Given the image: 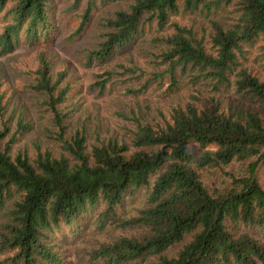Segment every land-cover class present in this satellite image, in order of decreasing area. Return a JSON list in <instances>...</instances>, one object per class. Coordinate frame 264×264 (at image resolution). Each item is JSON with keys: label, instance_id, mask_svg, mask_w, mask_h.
Segmentation results:
<instances>
[{"label": "trees", "instance_id": "1", "mask_svg": "<svg viewBox=\"0 0 264 264\" xmlns=\"http://www.w3.org/2000/svg\"><path fill=\"white\" fill-rule=\"evenodd\" d=\"M55 1L0 0V55L51 47L59 33ZM122 1L85 0L73 37L93 12ZM82 2L73 0L72 10ZM180 15L197 16L201 27L172 22ZM100 25L102 40L85 56L86 67L106 65L146 26L156 27L163 34L152 42L164 68L155 79H169L171 95L183 84L192 90L168 115L156 109L151 121L134 111L120 114L134 124L126 136L97 132L91 142L86 127L67 134L71 112L60 109L70 93L67 72L55 76L53 56L40 52L29 87L46 96L59 151L14 155L15 136L6 142L10 129H0V208L8 206L0 264H64L56 233L75 230L95 213L104 229L143 188L145 206L117 223L137 233L101 243L93 262L264 264V187L257 175L264 166V75L249 65L254 50V61L264 60V0H132ZM109 79L97 82L100 89ZM27 127L19 122V133Z\"/></svg>", "mask_w": 264, "mask_h": 264}, {"label": "rangeland", "instance_id": "2", "mask_svg": "<svg viewBox=\"0 0 264 264\" xmlns=\"http://www.w3.org/2000/svg\"><path fill=\"white\" fill-rule=\"evenodd\" d=\"M130 1L132 0H123L115 5L100 7L92 13L91 22L77 37H73V34L81 24L85 0L74 10L71 8L73 0L55 1L53 18L59 33L51 47L23 46L10 55H0V129L4 126L10 129L6 142L15 136L16 142L12 146L14 155L22 152L34 156L38 147L59 151L53 139L57 129L53 126L48 107L43 103L46 96L32 91L29 87L34 83V72L38 68L37 58L42 51L53 56L55 76L57 73L67 72L64 82L70 85V93L66 103L60 107L63 112H71L65 123L68 126L67 134L71 135L86 127L91 142L97 132L108 137L126 136L127 129L132 130L134 124L123 119L120 114L131 117L134 111L142 121H151L152 118H158V109L168 115L169 109L192 90L183 84L185 81L181 89L171 95L168 92L169 79H155L154 74L164 68L156 58L160 50L152 42L154 37L163 34L156 33V27L150 29L146 26L145 34L135 41L133 47L117 53L106 65L85 66L84 58L88 51L96 49L102 40L101 20L110 16L115 8L126 7ZM172 22L194 24L196 28L202 25V20L200 23L197 16L189 15L173 17ZM256 55L254 50L249 65L264 75V60L259 57L254 61ZM108 78L110 79L106 88L100 89L97 82ZM145 85L148 86L147 89L137 95L127 91L140 90ZM21 121L28 126L25 133H19ZM257 175L264 187L262 164ZM147 197L148 191L143 188L133 198H127L118 212V220H109L104 229L98 228V213H95L75 230L64 228L56 233L52 239L63 257L64 264H101L91 260V252L103 242L136 234V230H122L117 223L134 217L145 206ZM7 211L6 205L0 208V223L5 222Z\"/></svg>", "mask_w": 264, "mask_h": 264}]
</instances>
